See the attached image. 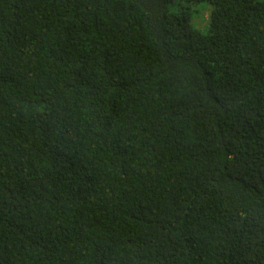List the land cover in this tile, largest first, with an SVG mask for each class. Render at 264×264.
Segmentation results:
<instances>
[{
  "label": "trees",
  "instance_id": "obj_1",
  "mask_svg": "<svg viewBox=\"0 0 264 264\" xmlns=\"http://www.w3.org/2000/svg\"><path fill=\"white\" fill-rule=\"evenodd\" d=\"M0 264H264V0H0Z\"/></svg>",
  "mask_w": 264,
  "mask_h": 264
},
{
  "label": "rangeland",
  "instance_id": "obj_2",
  "mask_svg": "<svg viewBox=\"0 0 264 264\" xmlns=\"http://www.w3.org/2000/svg\"><path fill=\"white\" fill-rule=\"evenodd\" d=\"M181 7H189L193 14V25L203 33L207 31L210 20L211 7L208 4H189L185 3ZM178 8V7H177Z\"/></svg>",
  "mask_w": 264,
  "mask_h": 264
}]
</instances>
